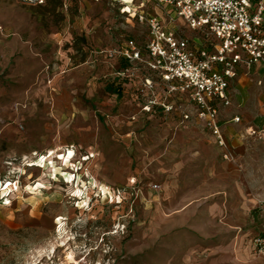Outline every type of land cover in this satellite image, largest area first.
Masks as SVG:
<instances>
[{"label":"rangeland","instance_id":"rangeland-1","mask_svg":"<svg viewBox=\"0 0 264 264\" xmlns=\"http://www.w3.org/2000/svg\"><path fill=\"white\" fill-rule=\"evenodd\" d=\"M61 4L0 0V264H264V68L231 83L214 134L153 71L111 66V49L148 42L124 5L103 4L93 39ZM129 67L153 88L115 78Z\"/></svg>","mask_w":264,"mask_h":264},{"label":"built area","instance_id":"built-area-1","mask_svg":"<svg viewBox=\"0 0 264 264\" xmlns=\"http://www.w3.org/2000/svg\"><path fill=\"white\" fill-rule=\"evenodd\" d=\"M17 1L30 7L47 3V0ZM115 1L127 7L121 8V12L126 11L131 19L144 24L148 42L143 47L134 40L126 41L120 48L109 51L112 60L142 65L156 73L169 93L176 92L181 98H187L199 118L218 134V105H230L229 89L240 68L251 69L264 64V0H154L161 15L146 11L137 13L136 8L145 7L143 1L136 8L133 6L135 0ZM179 21L200 39L190 41L168 27ZM103 53L98 52L99 55ZM131 70L132 67L126 68L115 76L131 77ZM141 83L148 89L153 88L146 76ZM155 105L154 100H149L142 111L150 113ZM159 106L164 111L170 109L163 103ZM252 247L256 255L264 256V224L253 239Z\"/></svg>","mask_w":264,"mask_h":264},{"label":"crops","instance_id":"crops-1","mask_svg":"<svg viewBox=\"0 0 264 264\" xmlns=\"http://www.w3.org/2000/svg\"><path fill=\"white\" fill-rule=\"evenodd\" d=\"M51 0H47V3L45 6L48 5V3ZM116 2L115 0H101L100 2H95L94 0H62V4L60 5V8L62 9L63 13L67 16V18L69 19L70 17L74 20H76L73 25L71 26V28L73 29V31H76L78 33H80L81 35L85 36L86 38H93L94 36H99L100 34L103 33V29L101 27V24L103 23V19H110V12H108V10H105V12H102V8H103V4H108L110 2ZM126 1V0H125ZM131 0H128L126 2H130ZM142 2V1H141ZM143 2L145 3V7H141L139 8L140 11H147V6L153 2L152 6L155 4L154 0H143ZM141 4V3H140ZM65 5L67 6V8H65ZM45 6H41V7H45ZM130 8V5L128 6ZM154 7V8H153ZM152 8L154 10L158 9L156 8V6L154 5ZM60 9V10H61ZM68 9H70V13L71 15L68 14ZM121 9V8H120ZM119 9V10H120ZM77 11V17L73 16L74 12ZM148 12V11H147ZM103 13V14H102ZM157 13V12H156ZM70 28V29H71ZM69 29V30H70ZM105 29V28H104ZM99 60L98 58L95 59V61ZM112 67L113 65H115L117 63V60H112ZM124 63H126L125 61H123ZM131 66V65H129ZM252 68L261 71L264 68V64H259V65H255ZM251 68V69H252ZM251 69H246V68H240L239 70V75L243 72L249 71ZM116 79L122 80L124 78H118L115 77ZM127 79V78H126ZM128 83L130 86L133 85V87L135 88V91H143V85L141 84V79L137 78L132 79L130 77H128ZM144 92V91H143ZM182 96V95H181ZM181 96L177 97V100L183 101L185 99V102L187 101V98H181ZM137 99V97H136ZM149 100H147L148 102ZM146 102V104H147ZM145 104V105H146ZM139 105V104H138ZM143 107V106H142ZM141 107V108H142ZM219 109L223 108V106L218 105ZM140 108V112L141 113H145L142 111V109ZM157 110H161L164 111L163 108L161 106L158 105ZM68 151V150H67ZM49 154V153H48ZM69 154V153H68ZM61 155L60 153L56 154V158L53 156L51 160H49V163H52V161L54 160H59V156ZM66 155V154H65ZM63 158V157H62ZM89 159V157L84 158L83 157V161H87ZM63 160V159H62ZM68 160V159H67ZM72 160V156L69 159V161ZM67 161V162H69ZM264 222L261 225V229L260 232L262 230ZM259 232V234H260ZM258 234V235H259ZM257 236V235H256ZM256 259L261 260L264 262V256L261 255H256L255 254Z\"/></svg>","mask_w":264,"mask_h":264},{"label":"bare ground","instance_id":"bare-ground-1","mask_svg":"<svg viewBox=\"0 0 264 264\" xmlns=\"http://www.w3.org/2000/svg\"><path fill=\"white\" fill-rule=\"evenodd\" d=\"M125 1V0H124ZM126 1H128V0H126ZM248 132H250L251 133V129H249V131ZM58 152V151H57ZM61 151H59V153H60ZM49 154H46L44 157H43V161H46V160H51L52 159V157H53V155H54V152H53V150H50L49 152H48ZM56 158V157H55Z\"/></svg>","mask_w":264,"mask_h":264}]
</instances>
